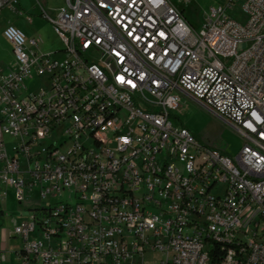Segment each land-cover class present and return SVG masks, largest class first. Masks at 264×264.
I'll list each match as a JSON object with an SVG mask.
<instances>
[{
    "label": "built area",
    "instance_id": "1",
    "mask_svg": "<svg viewBox=\"0 0 264 264\" xmlns=\"http://www.w3.org/2000/svg\"><path fill=\"white\" fill-rule=\"evenodd\" d=\"M35 2L63 49L2 31L0 201L25 208L0 223V264H264V0L199 29L168 0ZM184 98L237 134L234 154L174 124Z\"/></svg>",
    "mask_w": 264,
    "mask_h": 264
},
{
    "label": "rangeland",
    "instance_id": "2",
    "mask_svg": "<svg viewBox=\"0 0 264 264\" xmlns=\"http://www.w3.org/2000/svg\"><path fill=\"white\" fill-rule=\"evenodd\" d=\"M228 1L229 0H190L189 2H185L183 0H168L176 9L183 11L185 19L195 29H199L202 26L205 15L211 7L226 6ZM49 3L51 9L55 10L62 5V0H49ZM19 4L21 7H19L18 10H6L0 15V34L6 26L10 25L11 20L26 19L22 7L27 10H33L35 8L34 11L39 13L37 16L33 17L34 22L29 27L33 33H30L29 36H33L41 41L40 48L43 53H52L62 50V42L54 33L52 25L40 16V10L35 0H20ZM13 68L14 61L10 47L7 42L2 39L0 40V74ZM44 85V79L35 78L27 82L30 92L36 91ZM175 116L176 117L173 118L174 124L186 127L201 143L208 147L220 149L228 154H234L240 147L241 140L227 124L188 98H184L182 107L178 113H175ZM59 200L66 201V195L59 198ZM30 202H37L42 206L49 204V200L40 199L38 192L32 195ZM2 206L14 213H19L21 210V206L13 201L11 194H9L7 199L2 203ZM150 257L151 255L147 256V259ZM155 258H160V255L156 254ZM6 264H17V260L14 256H9Z\"/></svg>",
    "mask_w": 264,
    "mask_h": 264
},
{
    "label": "crops",
    "instance_id": "3",
    "mask_svg": "<svg viewBox=\"0 0 264 264\" xmlns=\"http://www.w3.org/2000/svg\"><path fill=\"white\" fill-rule=\"evenodd\" d=\"M20 1V0H19ZM36 3V2H35ZM37 5V4H36ZM19 7H21V5L19 4ZM35 9V8H34ZM34 9L33 10H27V9H25V8H23L22 7V11L24 12V14L26 15V19L25 18H23L22 20H19V19H14V20H11L10 21V25H14V26H16V27H19V28H21L25 33H26V35L29 37V38H34L33 36H29V34L30 33H33V31L32 30H30V26L33 24V22H34V20H33V17L34 16H37V14L39 13H37V12H35L34 11ZM38 9H39V7H38ZM6 11V10H5ZM5 11H3L2 13H0V15L1 14H3ZM2 39H4L3 37H2V33L0 34V40H2ZM5 40V39H4ZM7 44L9 45V47H10V50H11V54H12V57H13V53H12V47H11V45L7 42ZM13 61H14V59H13ZM10 70V69H9ZM8 70V71H9ZM7 71V72H8ZM6 73V72H5ZM0 167H1V165H0ZM7 193H8V195L9 194H11V197H12V199H13V201L16 203V201H15V199H14V194H13V191H12V189H7ZM8 195H7V197H8ZM4 202V201H3ZM2 201H0V219H1V221H0V223L2 224V225H4V234L6 235L7 234V232L9 231V229L12 227V225H13V223L18 219V217H19V215H20V213H22V211L24 210V206L23 205H20L21 206V210H20V212L19 213H14V212H11L10 210H7L6 208H4L3 206H2V203H3ZM16 204H18V203H16ZM19 205V204H18ZM7 236V235H6ZM6 242V241H5ZM8 244L9 245H11L12 244V242H8Z\"/></svg>",
    "mask_w": 264,
    "mask_h": 264
}]
</instances>
